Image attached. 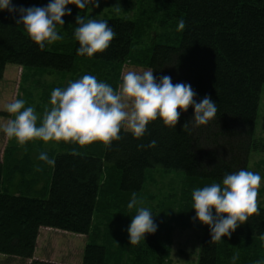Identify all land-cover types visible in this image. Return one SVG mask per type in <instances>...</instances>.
I'll return each mask as SVG.
<instances>
[{"label": "trees", "instance_id": "1", "mask_svg": "<svg viewBox=\"0 0 264 264\" xmlns=\"http://www.w3.org/2000/svg\"><path fill=\"white\" fill-rule=\"evenodd\" d=\"M34 1L12 3L30 7ZM161 4V25L177 28L183 18L184 30L176 29L166 34L164 41L136 50L140 24L108 19L117 35L107 49L92 57L77 55L74 29L69 40L61 42L63 46L51 44L41 50L23 27L15 24L14 14L0 11V81L9 64L70 74L78 67L77 59H82L105 64L91 68L90 64L79 65L85 64L91 71L102 67L101 74H109L115 89L123 66L133 63L152 69L155 77L169 75L173 84L188 83L197 101L209 95L217 104L215 117L205 125L194 126L190 106L181 113L175 128L157 119L149 122L141 139L122 129L121 138L110 145L99 141L82 146L57 142L60 149L44 151L54 164L41 162L29 184L24 176L31 169L20 168L17 158H13V166L0 161V255L24 264H64L34 259L40 232L50 229L90 236L100 197L110 198L112 191L121 196H131L133 191L138 195L152 170L182 172L195 188L220 182L225 173L247 169L250 154L259 148L253 132L264 86V0H163ZM0 116L5 113L0 111ZM152 139L157 141L154 148L137 149L138 144L147 145ZM6 165L22 175L23 189L17 193L4 190ZM106 173L110 174L109 181L105 180ZM258 209V214L251 215L220 242H210V229L202 225L198 264H232L234 254L239 257L235 264H264V242L260 239L264 208ZM141 242L146 247L145 251L138 250L144 263L152 255L150 251L161 253L157 231L145 234ZM107 251L105 244L90 240L83 249L81 264H108Z\"/></svg>", "mask_w": 264, "mask_h": 264}, {"label": "clouds", "instance_id": "2", "mask_svg": "<svg viewBox=\"0 0 264 264\" xmlns=\"http://www.w3.org/2000/svg\"><path fill=\"white\" fill-rule=\"evenodd\" d=\"M99 3L100 0H48L44 6L17 7L12 0H0V11L14 14L15 24L22 26L27 37L43 50L46 45L63 39L58 26L64 25L62 17L72 12L67 5L74 4L81 10L88 6L99 7ZM75 19L73 35L79 45L77 55L92 57L94 53L103 52L117 35L106 19H85L80 14ZM185 26V20L180 18L177 31L184 30ZM196 95L190 84H173L169 75L155 77L150 68L122 73L115 89L94 75L84 74L69 81L64 88L52 89L50 107L46 105L42 114L37 113L34 106H26L22 98L5 103L3 111L9 113L10 118L0 123V133L21 147L34 140L64 141L81 146L99 141L110 145L121 138L122 129L130 132L134 139H141L149 122L157 119L164 126L175 128L181 113L190 106L194 126L207 124L215 117L217 104L209 95L199 101L195 99ZM186 127L185 123L182 131ZM156 144L157 141L152 139L147 145L138 144L137 149L154 148ZM36 159L54 164L44 151L39 152ZM261 181L259 172L242 168L225 173L220 182L192 190L191 209L195 210L192 220L209 227L210 242L230 237L251 215L258 214L257 194ZM139 203L133 191L127 203L129 210H136L127 228L130 245L145 241V234L155 233L158 227L153 212L138 206ZM260 239L264 242V233ZM238 259V254H234L232 264Z\"/></svg>", "mask_w": 264, "mask_h": 264}, {"label": "rangeland", "instance_id": "3", "mask_svg": "<svg viewBox=\"0 0 264 264\" xmlns=\"http://www.w3.org/2000/svg\"><path fill=\"white\" fill-rule=\"evenodd\" d=\"M162 1L163 0H100L99 7L88 6L78 9L74 4L67 7L72 9L70 15L62 17L64 25L58 26V31L63 39L54 42L52 46L61 47V42L69 40L76 27V16L84 15L85 19H112L121 18L137 21L140 24L141 35L137 37L136 50H144L155 41H164L166 34H173L177 28L162 26ZM48 0H35L33 6H44ZM85 12V13H84ZM81 63L92 66L105 65L98 61L77 59L76 70L73 73H56L51 70L23 68L14 64L6 66L3 79L0 81V111L5 116H0V123L6 122L10 114L3 111V105L16 98H22L27 105H32L35 111L42 114L44 107L49 105L50 93L56 87L64 88L69 81H74L84 74H91L98 80L109 81V74L100 72L102 67L91 69ZM105 68V67H103ZM128 70L142 71L145 68L133 63H126L122 73ZM122 75V74H121ZM121 80V76H120ZM8 115V116H7ZM254 141L259 143V148L252 151L249 156L247 169L259 172L262 181L257 194V206L264 208V86L259 100L258 115L253 132ZM61 142V141H60ZM59 143V142H58ZM60 149L57 142H42L34 140L21 147L14 140L5 138L0 133V161L5 160L13 166V158L18 159L20 168L32 172L25 175V182L29 184L33 174L37 172V165L41 162L36 159L41 151ZM4 190L17 193L20 188L22 175L11 171L6 165ZM23 171V172H25ZM114 179V174L112 175ZM44 183L41 184L44 186ZM105 180H110L106 173ZM206 184V183H204ZM27 185L25 184V187ZM35 187V189H39ZM192 188L186 181L182 172L152 170L148 173L144 189L137 195L140 202L138 206L149 208L154 214V222L158 225V242L160 254L149 256L144 263V257L139 255V248L144 251L145 245L140 242L130 245L127 228L131 223V216L135 215V208L129 210L127 203L131 196H121L112 191V197L105 200L100 197L99 211L90 236H79L56 230L43 229L34 253V259L50 262L79 264L83 259V249L90 240L108 248V264H198L203 228L198 221L192 223L195 210L191 209ZM28 190V188H24ZM115 190V189H114ZM110 207V208H108ZM18 259H11L0 255V264H24ZM31 262H29L30 264ZM26 264V263H25ZM28 264V263H27Z\"/></svg>", "mask_w": 264, "mask_h": 264}, {"label": "crops", "instance_id": "4", "mask_svg": "<svg viewBox=\"0 0 264 264\" xmlns=\"http://www.w3.org/2000/svg\"><path fill=\"white\" fill-rule=\"evenodd\" d=\"M64 264H67V263H64ZM69 264H73V263H69ZM75 264V263H74ZM79 264H81V261H80V263Z\"/></svg>", "mask_w": 264, "mask_h": 264}]
</instances>
